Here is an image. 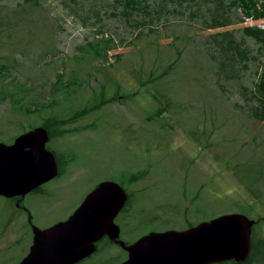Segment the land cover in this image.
I'll use <instances>...</instances> for the list:
<instances>
[{"label":"rangeland","instance_id":"rangeland-1","mask_svg":"<svg viewBox=\"0 0 264 264\" xmlns=\"http://www.w3.org/2000/svg\"><path fill=\"white\" fill-rule=\"evenodd\" d=\"M223 1L150 0L127 16L115 0H0V141L49 121L63 130L47 143L60 158L44 187L55 195L25 199L34 224L67 217L112 180L132 194L120 217L129 241L235 212L264 237V179L254 194L238 176L264 165V120L252 116L264 45L243 30H264V17ZM216 19L230 23L210 27ZM10 201L0 196V264H20L33 244Z\"/></svg>","mask_w":264,"mask_h":264},{"label":"water","instance_id":"water-1","mask_svg":"<svg viewBox=\"0 0 264 264\" xmlns=\"http://www.w3.org/2000/svg\"><path fill=\"white\" fill-rule=\"evenodd\" d=\"M49 139L47 129L37 127L12 143L0 141V196H25L59 174L56 155L47 147ZM123 194L124 187L116 181L100 182L68 220L46 229L35 226L33 244L20 264H74L86 257L94 249L88 246L93 234L103 233L106 222L113 223ZM254 223L235 212L184 230L152 231L127 248L129 258L122 264L242 262L250 254Z\"/></svg>","mask_w":264,"mask_h":264},{"label":"trees","instance_id":"trees-1","mask_svg":"<svg viewBox=\"0 0 264 264\" xmlns=\"http://www.w3.org/2000/svg\"><path fill=\"white\" fill-rule=\"evenodd\" d=\"M115 1L122 6L123 8L122 11L125 15L132 16L136 11L147 10V8H149L150 0H115ZM177 1H179L180 3H185L186 1L189 0H177ZM220 2L224 3L223 0H220ZM227 5H229V8H232L234 6L241 7L242 12L244 13V15L247 16L255 15L257 18L264 17V0H231L227 3ZM229 23L230 22H228V20L216 19L214 23L211 24L210 27L225 26ZM243 30L246 34L253 36L258 41V43L261 44V46L264 45V30L260 28H252L251 26H244ZM223 42L226 49H229V51H234L236 54L241 56L243 60L246 59L248 60L249 51L244 46V44L241 43V41H237L235 40V38L230 37L228 33H225V40ZM107 50L108 48H105L104 53L102 55L107 56L108 53ZM254 94L256 99L258 100V104L254 109L252 116L254 119L264 120V71L260 76V80L255 85ZM34 106L36 107L38 105H34ZM165 108L166 107L164 105H161L159 113L164 112V110H166ZM35 109L36 108L32 110V108L28 107L29 112L34 111ZM54 124H55L54 121L52 122L49 121L44 123V127L48 129L49 135L52 137L63 132V130L60 131ZM56 157L58 160H60L57 154ZM262 163L263 162H258L255 165L251 164V166L247 167V170L251 172L252 169L254 168V173H252L249 179L246 175H242V174L238 175L239 179L245 182L248 189L254 194H255V190L253 189V185L255 184L256 181H260L264 179V165L262 166L261 165ZM260 261L264 262V237H260V238L254 237L253 228H252L251 250L246 260L242 262L231 260V261H225V262L213 263V264H254Z\"/></svg>","mask_w":264,"mask_h":264},{"label":"flooded vegetation","instance_id":"flooded-vegetation-1","mask_svg":"<svg viewBox=\"0 0 264 264\" xmlns=\"http://www.w3.org/2000/svg\"><path fill=\"white\" fill-rule=\"evenodd\" d=\"M57 161H58V166H59V174L56 177H54L53 179L41 184L37 188H35L32 191H30L29 193H27L25 196H22V195H15L12 197L1 196L4 199L11 200L10 202L13 201L17 208L21 207L22 210H24L26 212L27 223H28L27 227H28V229H30L32 231L33 239H34V229L33 228L35 226L39 227L40 229H46V228H50V227L54 226L55 224H57L59 222L68 220L77 211V209H79V207H81L83 205V203L86 200V198L88 197V195L99 185V184H97L92 190H90L84 196L81 203L75 209H73L72 212L70 214H68L67 217H63L65 214L62 213V214L57 215L56 217L54 216L52 219H54V218L55 219L53 220L52 223H45V224L42 223V225H39V223L36 220H34L38 223V224H36V223L34 224L33 215L31 214V211L29 210L28 206L25 204V199L29 195H35L36 194V195L40 196L39 198H37V202H39L41 204V203H43L42 198H44V202H47L48 198L51 199L53 197L51 195H55V194L50 193V192H48L50 194H47V191H46V189H44V187L49 182H52L53 180L59 178V175L61 173V166H60L58 159H57ZM125 191H126V194L121 195L122 201L121 202L118 201L116 203V205H121V207L116 211V213L114 214V216L112 218L114 224L113 223L109 224V222H106L105 225L103 226V233L101 232L100 234H93V236L91 237V241L88 243V246H91L94 249H92V252L89 253L86 257L77 261L74 264H80L83 261L84 262L89 261L93 257H95V256L97 257L98 254H100V253L103 254L108 249H110V251L112 252L109 255V257L102 258L103 260L97 261V262H100V264H122L128 260L129 250L127 248L132 246L140 238H138L135 241H129L123 235L124 232H123L122 225L120 223V219H121L120 217L127 210L128 205L131 203V198H132V194L130 192H128V190H126V189H125ZM118 198H119V195L116 194V199H118ZM93 199L94 198L92 197V202H93ZM90 205L93 206V204H91V203H90ZM192 226H190V227H192ZM116 231H117V233H116ZM33 239H32V243H33ZM30 247H31V245H30ZM30 247H29L27 254L30 251ZM113 248H115V250ZM100 258H101V256H100ZM97 262H95V263L97 264Z\"/></svg>","mask_w":264,"mask_h":264}]
</instances>
